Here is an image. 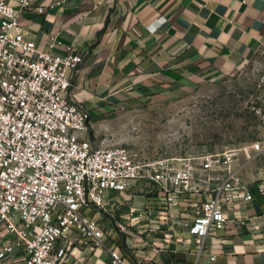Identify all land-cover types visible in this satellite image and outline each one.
I'll use <instances>...</instances> for the list:
<instances>
[{
  "label": "built area",
  "instance_id": "obj_1",
  "mask_svg": "<svg viewBox=\"0 0 264 264\" xmlns=\"http://www.w3.org/2000/svg\"><path fill=\"white\" fill-rule=\"evenodd\" d=\"M48 8L41 0H0V264H71L75 246L106 247L122 264V249L108 245L99 219L84 213L107 211L112 190L150 188L158 213L150 232L162 220L201 237L225 227L231 205L254 198L236 152L151 159L93 140L90 113L71 96L85 52L67 45L54 53L56 35L41 49L21 23L24 12ZM152 210L133 205L132 226H142ZM113 222L134 234L127 220Z\"/></svg>",
  "mask_w": 264,
  "mask_h": 264
},
{
  "label": "crops",
  "instance_id": "obj_2",
  "mask_svg": "<svg viewBox=\"0 0 264 264\" xmlns=\"http://www.w3.org/2000/svg\"><path fill=\"white\" fill-rule=\"evenodd\" d=\"M41 1L48 10L24 12L23 28L41 49L56 35L54 53L67 52V45L85 52L71 96L89 111L90 123L228 77L264 41V0ZM250 188L254 198L235 201L225 227L205 237L163 220L150 232L158 217L150 188L112 190L107 211L84 213L99 219L108 245L122 249V264H264V178ZM133 205L153 208L140 227L131 223L138 218H131ZM114 216L127 220L134 234L121 231ZM70 262L115 264L106 247L75 246Z\"/></svg>",
  "mask_w": 264,
  "mask_h": 264
},
{
  "label": "rangeland",
  "instance_id": "obj_3",
  "mask_svg": "<svg viewBox=\"0 0 264 264\" xmlns=\"http://www.w3.org/2000/svg\"><path fill=\"white\" fill-rule=\"evenodd\" d=\"M100 144L141 156L232 150L248 182L264 178V41L236 73L164 101L145 103L90 123Z\"/></svg>",
  "mask_w": 264,
  "mask_h": 264
}]
</instances>
